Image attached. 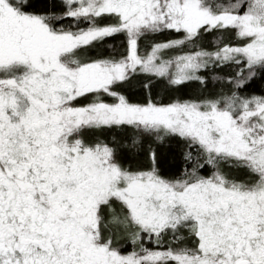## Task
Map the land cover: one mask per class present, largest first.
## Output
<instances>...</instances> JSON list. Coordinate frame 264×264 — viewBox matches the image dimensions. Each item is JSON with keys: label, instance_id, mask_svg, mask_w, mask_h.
Listing matches in <instances>:
<instances>
[{"label": "snow or ice", "instance_id": "snow-or-ice-1", "mask_svg": "<svg viewBox=\"0 0 264 264\" xmlns=\"http://www.w3.org/2000/svg\"><path fill=\"white\" fill-rule=\"evenodd\" d=\"M0 264H264V0H0Z\"/></svg>", "mask_w": 264, "mask_h": 264}]
</instances>
